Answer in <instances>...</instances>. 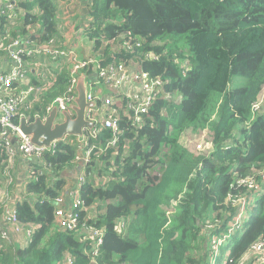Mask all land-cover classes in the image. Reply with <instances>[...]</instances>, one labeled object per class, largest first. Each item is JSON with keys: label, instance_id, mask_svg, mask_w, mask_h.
<instances>
[{"label": "trees", "instance_id": "obj_1", "mask_svg": "<svg viewBox=\"0 0 264 264\" xmlns=\"http://www.w3.org/2000/svg\"><path fill=\"white\" fill-rule=\"evenodd\" d=\"M70 2L0 0V48L38 46L24 79L0 82V102L18 99L11 123L45 120L72 87L75 63L53 60L49 45L75 48L105 103L83 141L68 135L30 160L3 137L0 110V264L244 263L264 242V114L252 105L264 86V0H93L82 37L73 16V33L61 32ZM41 62L57 66L43 77ZM115 119L117 131L106 126ZM207 128L209 153L181 142ZM77 165L83 204L71 227L57 200L73 209L66 171ZM229 227L217 254L212 238ZM251 261L264 264L263 254Z\"/></svg>", "mask_w": 264, "mask_h": 264}, {"label": "built area", "instance_id": "obj_2", "mask_svg": "<svg viewBox=\"0 0 264 264\" xmlns=\"http://www.w3.org/2000/svg\"><path fill=\"white\" fill-rule=\"evenodd\" d=\"M67 1H72V0H67ZM88 30H89V28L86 29V28L81 27L80 30L77 31L78 36L82 37L84 34H86L88 32ZM37 47L38 46H36V45H33V44L27 45V44H24L23 42H20L19 40H17V41H14L12 44H10L6 47L0 48V53H1L0 54V82L3 83V85L9 87L12 85V81L14 79H24L26 77L27 66H26V63L24 60V56L25 55L29 56V55L34 54L36 52ZM48 47L51 49L50 54L52 55L53 60L59 58V56H64V55L69 54L70 59L75 63L74 71L77 72L78 74H77V76H75L73 78L72 87L70 88L69 93L64 98H60L56 102V104L59 106L60 111L69 110V104L74 103L73 96L76 95V92H77V90H76L77 81H78L79 77L81 75H83V74H79L78 71L80 70V68L84 67L87 62L77 60L76 52L74 51V49H71V48L69 50L56 49L54 47V45H49ZM5 54L8 57V60L13 63L12 67H9L7 60L4 58ZM102 74H104V73L102 72ZM47 76H48L47 74H44L43 77H47ZM98 76H99V74L96 71L95 72L93 71L87 75V77L90 78L89 79L90 82L92 81L91 83H89V86H90V89L88 92V100L89 101H93V100L98 101L99 100L98 98H93L91 95V90L95 87L94 83L97 82ZM36 89H39V88H36ZM72 89H75L76 92H73ZM31 90H33V88H31L30 91ZM100 100L103 101L104 97H101ZM143 100H144V103L142 105V110L146 111L147 107L149 106V101L146 98H144ZM17 102H18V99H10V100L0 102L1 121L5 126V129L3 131V137L5 139H10L12 141V143L14 144V147H12V150L21 151L27 160L40 158L43 154V151L45 149H47L48 147L36 145L32 141V138L30 135H24L21 132L20 125H17V124L10 122V115L16 109ZM104 107H105V103L102 102L101 109H103ZM254 108L257 109L258 104H256L254 106ZM90 109H91V112L88 114V118H89V120L94 122L93 117H94L95 113L101 109L99 108V104L96 108H90ZM106 126L114 128V130H116V131L118 130V122L116 119L115 120H107ZM80 139L83 141L85 139V136H84V138H80ZM55 144H56V142L53 143L52 147H54ZM0 145H2V144L0 143ZM48 149H50V148H48ZM77 160L79 162H81V161L87 162L88 161L87 157H85V156H84V158H81L80 156H78ZM253 183H255V182H253L251 180V186H254ZM70 193L73 197V200H72L73 209H69L68 206L70 205V203L67 204L66 200L64 198H61V199L57 200L58 208H57L56 213L59 217L66 219L69 226L75 227L77 224V217H78V214H77L75 209L77 207H79L80 205H82L83 202L79 199V197H78L79 192L76 190V188L73 189ZM66 204H67V207H65ZM65 208H67V209H65ZM241 216H242V213L239 212L238 217L236 219L241 218ZM7 222H12V223L17 222V220L15 218V211L9 212V216L7 217ZM231 224H234V220L231 222ZM16 230L19 231L17 227H16ZM94 234L97 236L98 244H100L102 242V238H101L102 234L98 231H95ZM254 251H259V252L264 253L263 252L264 251V242L257 243L254 246Z\"/></svg>", "mask_w": 264, "mask_h": 264}, {"label": "water", "instance_id": "obj_3", "mask_svg": "<svg viewBox=\"0 0 264 264\" xmlns=\"http://www.w3.org/2000/svg\"><path fill=\"white\" fill-rule=\"evenodd\" d=\"M90 78L87 74L79 77L76 84V95L73 96L74 103L69 104V110L60 111L55 104L50 110L48 117L43 120L38 118L29 124L22 118L20 129L24 135H30L32 141L38 146L51 148L53 143L63 140L68 135H76L84 138L87 128L93 129L95 123L88 118L90 108H96L99 104L97 100L89 101L88 92L90 89ZM58 114L63 116L58 120Z\"/></svg>", "mask_w": 264, "mask_h": 264}, {"label": "rangeland", "instance_id": "obj_4", "mask_svg": "<svg viewBox=\"0 0 264 264\" xmlns=\"http://www.w3.org/2000/svg\"><path fill=\"white\" fill-rule=\"evenodd\" d=\"M89 7V6H88ZM80 24V23H79ZM83 27H85L86 29L87 24H84ZM65 50H69L71 47L67 44H65L63 46ZM75 49V48H72ZM10 64H12L11 61H9ZM27 66V64H26ZM57 66L56 62H53L51 64L46 63L45 65H43V63L41 62L40 64V68H39V73L44 76V74L49 75L51 70ZM168 98H171L173 96H171L170 94L167 96ZM172 99V98H171ZM212 130L207 129H201L198 133L197 132H193L190 129L186 130L184 132V135L181 138V142L192 152V153H200V154H207L209 153V151L212 150L213 146H212ZM174 204V203H173ZM176 204V202H175ZM167 210V209H166ZM248 215H244V217H247ZM233 224H231L232 226ZM230 226V227H231ZM227 228L224 231L220 232V234L217 237H213L212 239V244L214 247H216L217 254H220L221 251L227 252V248H226V244L228 242H231V234H234V229L233 228ZM247 228V221H245L244 224V230L241 231V234L244 233V231ZM226 238H228V240H225ZM232 240V239H231ZM264 252V251H263ZM263 254L264 257V253L259 252V251H254L253 254L246 258L245 262H241L240 264H258L259 262H255V261H251L252 257H258L260 255ZM225 254L222 256L221 260H220V264H224L225 261Z\"/></svg>", "mask_w": 264, "mask_h": 264}, {"label": "crops", "instance_id": "obj_5", "mask_svg": "<svg viewBox=\"0 0 264 264\" xmlns=\"http://www.w3.org/2000/svg\"><path fill=\"white\" fill-rule=\"evenodd\" d=\"M92 4H93V0H72L69 4L64 6L61 12L62 16L64 17L63 27L61 29V32L66 36H70L73 33L74 29L73 26L71 25L72 19L70 16H73L74 18L73 21H76L77 25H79L80 23L81 27H83L84 24H87V27L90 29L89 22L90 20H92L90 14V7ZM81 172L82 170H80L79 165L70 168L69 170L66 171V176L70 180V185L69 188L67 189V193L71 192L74 189L72 185L76 182L79 175L82 174ZM19 173L21 174V177H23L25 173V169L20 168ZM66 203L68 204L67 200ZM67 204L65 206H67Z\"/></svg>", "mask_w": 264, "mask_h": 264}, {"label": "clouds", "instance_id": "obj_6", "mask_svg": "<svg viewBox=\"0 0 264 264\" xmlns=\"http://www.w3.org/2000/svg\"><path fill=\"white\" fill-rule=\"evenodd\" d=\"M258 104V108L255 109L254 106ZM253 111L254 114L256 115L258 113V116L264 114V86L261 90V92L258 95V98L253 102ZM86 131V130H85Z\"/></svg>", "mask_w": 264, "mask_h": 264}]
</instances>
